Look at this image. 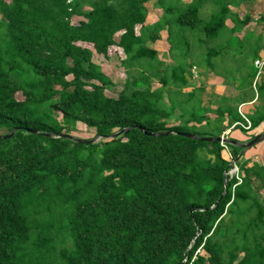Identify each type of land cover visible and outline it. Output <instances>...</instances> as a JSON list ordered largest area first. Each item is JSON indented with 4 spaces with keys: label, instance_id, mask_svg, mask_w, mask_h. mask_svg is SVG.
<instances>
[{
    "label": "trees",
    "instance_id": "trees-1",
    "mask_svg": "<svg viewBox=\"0 0 264 264\" xmlns=\"http://www.w3.org/2000/svg\"><path fill=\"white\" fill-rule=\"evenodd\" d=\"M148 1L0 0V264H264V162L238 157V183L219 142L176 133L244 121L203 104L190 69L202 54L211 68L228 34L213 41L249 23L231 8L247 0ZM162 30L172 63L153 47ZM81 44L122 50L119 91ZM77 124L101 139L55 136Z\"/></svg>",
    "mask_w": 264,
    "mask_h": 264
},
{
    "label": "rangeland",
    "instance_id": "rangeland-1",
    "mask_svg": "<svg viewBox=\"0 0 264 264\" xmlns=\"http://www.w3.org/2000/svg\"><path fill=\"white\" fill-rule=\"evenodd\" d=\"M154 0H149L148 5L151 7V3H153ZM189 1V0H184ZM209 4L206 5V7ZM242 5H244V2L238 6V5H232V10L240 11ZM153 10V9H152ZM80 17L78 16H72L71 21L75 22ZM157 19V12L153 10V12H150L147 16V22L148 24H152ZM229 19L226 21L228 22ZM230 24V22H228ZM253 27H257V25L253 24ZM247 29H249V26H245L243 29L239 31V29H235V31L229 35L228 30L223 31V37L219 39H215L213 42L215 43H222L224 40V37L228 34V37L225 39L227 40L226 43V50L222 51V53L218 54L217 56L212 57V66L213 71L217 73L220 77L225 79L226 82H236L238 81L239 86L242 88L247 89V94L250 96L255 95L256 98H258V101L262 104L260 105V110L258 111H264V74L260 76V81L256 83L255 86H252V79L251 75L256 73L257 67L254 65V60L257 58H260V49H264V38L261 36H258L253 33H248L245 35ZM161 38L157 40L153 47L158 50L159 58L164 59L167 63H172V59L168 56L167 47L168 42L166 41V32L165 30H162L160 32ZM245 35V36H244ZM118 38V33L115 34V39ZM223 39V40H222ZM84 46L89 47L92 50V60L99 64L101 67V70L104 72L105 75L108 76V78L114 83L113 90L119 91L121 89V85L123 82V79L125 77V74L123 72V68L120 65L121 59L124 57V54L122 53V50L119 47L116 46H110L108 48V56L104 57L102 55H97L91 44H81ZM206 46L203 47V50L206 51ZM184 50L180 51L181 59L183 60V63L186 67L189 66L190 61L193 59L192 57H189L185 53H182ZM205 56L202 54L199 58H195L194 61H191L192 63L196 64V66H205ZM199 71V69H198ZM197 70L196 77L193 76V79L191 80L192 86L197 87V91H199V95L202 98V89L200 85H196L198 83L199 74ZM153 86H157L156 82H153ZM190 88L185 87L184 91L189 90ZM18 98H21V95L17 94ZM207 98H205L206 100ZM222 101V102H221ZM218 100V103H227L228 101L225 98H221ZM256 112L249 115L250 117H254ZM227 124V123H226ZM228 125V124H227ZM258 127V126H257ZM77 128L79 131H76L74 135L77 137L82 138H90L94 134V129L92 128H86L84 125L77 124ZM188 132H196L198 134L202 133L203 127H192L187 129ZM237 130L242 131V129L237 127ZM255 130H260L259 128L254 127L252 130L247 131L246 134H253ZM228 137V136H226ZM258 144L264 145V139L257 142L256 144L250 146L254 147ZM224 155L228 158V154ZM255 192L259 199L264 197V190L255 188Z\"/></svg>",
    "mask_w": 264,
    "mask_h": 264
},
{
    "label": "crops",
    "instance_id": "crops-1",
    "mask_svg": "<svg viewBox=\"0 0 264 264\" xmlns=\"http://www.w3.org/2000/svg\"><path fill=\"white\" fill-rule=\"evenodd\" d=\"M233 11H237V10H233ZM238 12L240 17H242L244 13L250 15V21L247 25H245V26H249V29H247L245 35L251 32L253 34H256L264 38V0H247L244 2V5H242L240 11ZM228 22H230V24ZM228 22L226 21V24L230 27L232 25V22L230 20H228ZM253 24L257 25V27H253L252 26ZM245 26L238 28L239 31L243 29ZM259 53H260L259 57H264L263 48L260 49ZM193 65L196 67L195 70L198 71L199 69L197 73L199 74V79L196 85L201 86L203 93L202 94L203 104H207L208 102H218L219 99L221 101V98H225L228 101V103L237 106V111L241 115V117L244 116L247 119L249 118L250 114H253L254 112L260 110V105L262 103L258 101V98H256L255 95L250 96L249 94H247V89L244 87L241 88L239 86L238 81L236 82L233 81L231 83L226 82L225 79H223L213 71L214 69L212 68V66L210 68L209 66L201 67V66H196V64ZM191 87L192 86H188V88L190 89ZM205 98L207 99L205 100ZM211 117H214V114L211 115ZM227 122H228L227 118H223L221 120V127H225L224 130H228L227 136L229 138L236 140L238 142H246L252 137H254L256 134L264 131V119L255 126L260 130L257 131L255 130V132L251 135L249 133L246 134L247 131H250L254 128L251 127V123L248 129H244L241 126V123H244V121L234 122L229 127H226ZM235 123L236 125H234ZM239 126L242 129V131L237 130V127ZM224 153L227 155V151H223L222 153V155L226 157ZM236 157L237 158L240 157L239 162L241 163L244 162L246 166L251 165L252 162H258V163L264 162V145L258 144L257 146L249 147L246 150L241 149V151L237 154Z\"/></svg>",
    "mask_w": 264,
    "mask_h": 264
},
{
    "label": "water",
    "instance_id": "water-1",
    "mask_svg": "<svg viewBox=\"0 0 264 264\" xmlns=\"http://www.w3.org/2000/svg\"><path fill=\"white\" fill-rule=\"evenodd\" d=\"M128 129H129L128 127L127 128H122V129H120V130H118V131H116V132H114V133H112L110 135H107L106 137H108V138L116 137V136L120 135L121 133H123L124 131H127ZM144 133H146L148 135H161V134H171V133H173V131H165V132H162V133L144 131ZM176 133L181 135V136H185V137H189V138H193V139L199 138V139L205 140V141H217V142L223 141L225 143L236 145V146L240 147L242 150H246L250 146H252V145L256 144L257 142H259V141L264 139V131L261 132V133L256 134L254 137H252L251 139H249L246 142H238V141L233 140V139H231L229 137H223L222 138L220 135L219 136H214V137H212V136H197L195 134H192V133H189V132H185V131H178ZM55 136L69 138V139H72V140L77 141V142H85V143H93V142H96L99 139H101L100 135H95V136H93L92 138H89V139H84V138L72 136V135L65 134V133H56ZM236 160H237V157H235L233 159V162H235ZM225 189H226V184H224L223 192L225 191Z\"/></svg>",
    "mask_w": 264,
    "mask_h": 264
},
{
    "label": "built area",
    "instance_id": "built-area-1",
    "mask_svg": "<svg viewBox=\"0 0 264 264\" xmlns=\"http://www.w3.org/2000/svg\"><path fill=\"white\" fill-rule=\"evenodd\" d=\"M254 65L257 67V70H256V73H255V75L253 77V80H252V86H255L256 83L260 81V76L262 74H264V57L256 58L254 60ZM195 69H196V67L193 65L191 67V72H192L193 76L196 77L197 75H196ZM243 118H244V123H241V126L244 129H248L250 127V121L244 116H243ZM227 134H228V130H224L221 133L220 136L223 138V137H226ZM219 143L225 149L224 151H227V154L229 155L227 159L231 160L230 161L231 162L230 163L231 164V168L228 170V174H229V176H234L237 179L238 183H239L241 181V176L239 174V169H238L237 165L235 164V162H233V159H232L231 155L228 152L226 143L223 142V141H220Z\"/></svg>",
    "mask_w": 264,
    "mask_h": 264
}]
</instances>
